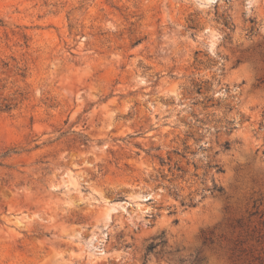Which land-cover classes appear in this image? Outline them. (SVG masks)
<instances>
[{"label": "rangeland", "instance_id": "rangeland-1", "mask_svg": "<svg viewBox=\"0 0 264 264\" xmlns=\"http://www.w3.org/2000/svg\"><path fill=\"white\" fill-rule=\"evenodd\" d=\"M0 264H264V0H0Z\"/></svg>", "mask_w": 264, "mask_h": 264}]
</instances>
